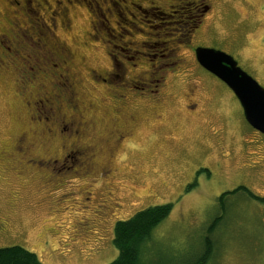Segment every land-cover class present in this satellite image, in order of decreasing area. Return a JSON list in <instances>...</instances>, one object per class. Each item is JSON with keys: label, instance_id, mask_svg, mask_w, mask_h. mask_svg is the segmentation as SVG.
Here are the masks:
<instances>
[{"label": "rangeland", "instance_id": "obj_1", "mask_svg": "<svg viewBox=\"0 0 264 264\" xmlns=\"http://www.w3.org/2000/svg\"><path fill=\"white\" fill-rule=\"evenodd\" d=\"M181 1L183 8L173 3L175 17L167 18V24L159 22L158 10L152 15L146 5L136 3L147 17V25L154 29L143 27L153 38L143 37L151 46L145 52L151 56L166 55L164 33L172 38L181 36L183 30L196 24V6L209 4L211 10L205 14L207 20L196 34L198 37L193 33L196 40L182 46L189 56L193 55L192 59L194 53L190 49L221 50L233 56L239 67L264 87L262 0ZM111 34L116 39L109 36L108 42L103 43L104 50L101 48L95 55L92 51L88 56L87 64L93 69L109 67L110 58L119 56L120 39L116 33ZM128 51V56H132L133 52ZM160 63L156 60L153 64ZM194 73L200 85V113L191 116L183 105L187 93L184 89L189 84L174 86L170 80L169 89L183 90L177 102L166 109L163 123H142V130H137L132 141L121 148L113 181L120 189H137L139 196L132 205L125 204L117 211L104 231L93 235L97 243L90 254H82L71 245L73 200L60 192L57 196L62 203L53 206L49 191L42 190L43 181L40 180L39 194L35 182L24 183L5 167L4 153L10 151L21 131L17 106L11 102L5 77L0 76V221L8 223L7 232L0 234V247L19 245L34 252L44 264H109L118 254L113 243L117 222L146 208L170 203L172 212L144 244V264H264V172L248 166L257 157L249 154L246 145L247 138L264 144V133L255 131L247 122L239 100L221 79L199 64ZM82 107L86 110L87 105ZM96 114L88 110L86 117L95 128L91 135L97 136L91 148L99 153L95 157L99 163L95 165L100 166L112 140L105 131L104 116ZM213 129L224 142L233 143L226 158L220 157ZM146 191L151 195L141 198ZM100 195L99 191L95 194ZM211 227L215 228L209 232ZM208 239L213 254L204 262Z\"/></svg>", "mask_w": 264, "mask_h": 264}, {"label": "flooded vegetation", "instance_id": "obj_2", "mask_svg": "<svg viewBox=\"0 0 264 264\" xmlns=\"http://www.w3.org/2000/svg\"><path fill=\"white\" fill-rule=\"evenodd\" d=\"M137 2L152 15L158 10L161 24L175 17L174 2L184 4L181 0H0V76L5 77L11 102L17 106L21 131L4 153L5 167L24 183L35 182L39 194L43 181L42 190L49 191L53 206L62 203L60 192L73 200L75 224L69 237L82 254H90L97 243L93 235L104 231L110 218L139 196L137 189L115 186L118 154L142 130V123H163L166 109L183 90L169 89L170 80L174 86L189 84L183 105L191 116L200 113L197 75H201L194 73L198 47L189 48L192 59L182 44L196 40L192 34L201 32L210 5L195 7L196 24L181 36L164 33L166 55L151 56L145 52L150 42L143 37L153 38L143 27H152ZM260 2L264 10V0ZM110 31L120 39L119 56L125 61L115 56L109 67L93 69L87 64L88 56L104 50L103 43L113 36ZM124 38L129 41L124 43ZM122 46L133 55L128 56ZM156 60L159 66L153 64ZM88 110L104 116L105 131L111 134L100 166L95 165L99 153L91 148L97 135H91L95 128L87 121ZM213 131L221 159L228 157L232 141L224 142ZM246 145L249 154L257 157L248 166L264 172V144L247 138ZM97 191L100 197L95 196ZM150 195L146 191L140 197ZM7 229L8 223L0 221V234Z\"/></svg>", "mask_w": 264, "mask_h": 264}, {"label": "trees", "instance_id": "obj_3", "mask_svg": "<svg viewBox=\"0 0 264 264\" xmlns=\"http://www.w3.org/2000/svg\"><path fill=\"white\" fill-rule=\"evenodd\" d=\"M173 204L152 206L137 212L127 220L118 221L113 243L117 257L109 264H144L142 259L145 242L150 240L154 229L172 212ZM215 227H211L209 232ZM208 239L204 262L212 256L213 245ZM0 264H44L38 256L19 245L0 247ZM162 264V263H158Z\"/></svg>", "mask_w": 264, "mask_h": 264}, {"label": "water", "instance_id": "obj_4", "mask_svg": "<svg viewBox=\"0 0 264 264\" xmlns=\"http://www.w3.org/2000/svg\"><path fill=\"white\" fill-rule=\"evenodd\" d=\"M201 66L221 79L238 98L247 122L264 133V87L239 67L233 56L215 49L198 47Z\"/></svg>", "mask_w": 264, "mask_h": 264}]
</instances>
